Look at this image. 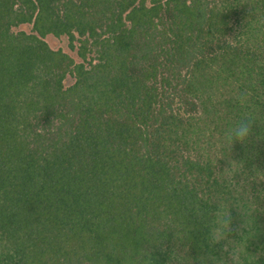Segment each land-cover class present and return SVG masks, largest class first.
Listing matches in <instances>:
<instances>
[{
  "label": "trees",
  "instance_id": "obj_1",
  "mask_svg": "<svg viewBox=\"0 0 264 264\" xmlns=\"http://www.w3.org/2000/svg\"><path fill=\"white\" fill-rule=\"evenodd\" d=\"M223 197L264 264V0H0V264H200Z\"/></svg>",
  "mask_w": 264,
  "mask_h": 264
},
{
  "label": "clouds",
  "instance_id": "obj_2",
  "mask_svg": "<svg viewBox=\"0 0 264 264\" xmlns=\"http://www.w3.org/2000/svg\"><path fill=\"white\" fill-rule=\"evenodd\" d=\"M189 6H192V0H188ZM254 118L246 116L237 121L232 127L228 128L223 136L224 146L228 151L221 159H227L226 167L222 168L223 179L226 181V186L231 188L236 183V177L243 174L245 164L243 160L234 159L231 157V149L235 143L248 144L251 142L253 135ZM238 198L229 199L223 197L216 203L215 210L211 213L205 227L208 229L206 240L209 247L207 254L199 257L200 264H246V261L251 264L250 257H257L248 252V243L255 236V221L253 213L255 210L249 205L245 207V203ZM237 208L244 217L242 227L246 231H240V228L234 227L231 209ZM238 232L239 239L233 238V233ZM219 250L220 254H217Z\"/></svg>",
  "mask_w": 264,
  "mask_h": 264
},
{
  "label": "rangeland",
  "instance_id": "obj_3",
  "mask_svg": "<svg viewBox=\"0 0 264 264\" xmlns=\"http://www.w3.org/2000/svg\"><path fill=\"white\" fill-rule=\"evenodd\" d=\"M33 22H25L21 23L13 28L14 31H25L27 33H33L34 28H33ZM76 37L74 40L70 38L69 35L67 34H62V35H55L53 33H49L43 37V39L48 43V45L53 49V50H62L63 52L67 53L70 55L75 62H83L82 55L81 53V40L78 34H75ZM73 41V44H72ZM75 81V77L71 74H68L66 76V79L64 80V84L66 87L70 86L73 84Z\"/></svg>",
  "mask_w": 264,
  "mask_h": 264
}]
</instances>
